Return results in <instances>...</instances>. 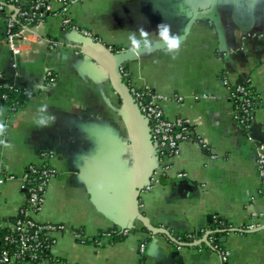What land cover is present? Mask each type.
Masks as SVG:
<instances>
[{
    "label": "crops",
    "instance_id": "crops-1",
    "mask_svg": "<svg viewBox=\"0 0 264 264\" xmlns=\"http://www.w3.org/2000/svg\"><path fill=\"white\" fill-rule=\"evenodd\" d=\"M212 0H81L69 7L72 21L90 29L94 37L64 25L50 15L44 27L31 29L25 50L15 55L5 40V18L0 12V77L31 81L32 92L14 114L0 145V172L15 177L1 189L0 216L11 221L26 203L23 176L30 164L48 162L57 173L50 180L45 201L33 216L39 222L64 224L65 231L50 233L54 240L48 255L34 264H222L220 254L200 244L177 247L165 233H151L137 219L124 237L103 244L79 239L75 230L91 238L100 231L124 229L113 223L91 199L82 174L88 160L106 143L124 144L123 159L148 170L151 143L140 128L133 143L128 109L102 66L92 69L80 56L81 45L111 51L130 47L129 32L143 27L155 31L169 23L180 34L195 9L208 8ZM223 34L211 20L197 21L173 60L162 50L141 54L123 64L129 82L164 96L171 117L190 121L209 144L183 141L180 152H167L160 161L170 165L161 183L141 194V211L154 228L176 233L207 229L217 217L239 230L230 231L223 245L230 251L228 264H264V182L257 171L259 144L234 117V101L224 79L250 78L258 96L254 125L264 137V0H218ZM139 39V36L136 37ZM88 39H91L90 41ZM42 40V41H40ZM111 47V48H110ZM82 52V51H81ZM55 81L48 85V71ZM28 79V80H27ZM122 80H126L122 75ZM177 97H182L179 100ZM49 106L56 117L45 128L35 125L37 108ZM142 157V158H141ZM147 157V158H146ZM141 158V159H140ZM141 171H139L141 173ZM183 173V176L179 174ZM187 180L189 184L178 180ZM255 213H262L255 217ZM263 229L249 231L251 223ZM145 243L144 255L140 245ZM178 249L179 257L171 252ZM143 257V258H142ZM181 260V261H180Z\"/></svg>",
    "mask_w": 264,
    "mask_h": 264
},
{
    "label": "built area",
    "instance_id": "built-area-1",
    "mask_svg": "<svg viewBox=\"0 0 264 264\" xmlns=\"http://www.w3.org/2000/svg\"><path fill=\"white\" fill-rule=\"evenodd\" d=\"M78 1L81 0H0V12H6L7 9L12 8L11 10L9 9L5 18V40L11 51L15 55H21L25 50L24 43L30 30L44 27L45 21L50 15L57 16L64 25L80 31L83 35L94 37L93 31L74 23L70 17L69 7ZM121 73L129 80L130 73L123 66L121 67ZM54 81L55 76L50 70L48 71V85H51ZM224 83L229 90L230 97L234 101L235 119L241 126L249 129L254 119L255 109L259 103L250 78L238 82H232L229 78H226ZM129 87L140 110L149 120L152 141L156 146L160 161L167 152L172 155L179 154L180 145L183 141L194 140L204 148L209 147L206 139L196 132V128L188 119L182 116L173 118L168 115L162 104L163 95L152 91L148 86L140 87L130 83ZM8 91H15L26 97L32 92L27 86H19L8 81H2L0 77V98L2 101L9 98ZM177 98L182 100V97ZM19 106L20 102L16 101L13 104L11 114L17 112L20 109H18ZM258 150L257 171L259 178L264 182V144L259 146ZM48 154L42 164H30L26 169V171L31 173L30 177L27 174L23 176V187L26 189L28 186V197L26 204L20 209L18 215L11 221H6L0 216V230H8L0 239V264L37 263L45 258L53 245L54 240L51 239L50 233L67 229L64 224L39 222L33 216L34 213L41 209L45 201L46 188L52 177L57 173L56 169L48 162L53 152L51 151ZM169 169L170 165L165 163L158 167L151 178L150 184L146 185L142 192L149 191L160 184L162 175ZM179 175L183 176V173ZM14 177V175L4 171L0 172V206L2 202V186L8 179ZM262 193L264 195V190H262ZM260 215L262 213L254 214L255 217ZM256 227H259V224L253 222L249 224L248 229H255ZM113 232L126 236L130 230L113 229L112 231H107L103 234L104 238L98 240L97 243L102 244L108 241ZM206 232L207 229L201 230L203 235ZM186 236L190 240L200 241V236L196 231H189ZM177 239L183 242L182 235H178ZM214 240L215 237L211 236L210 242L212 243ZM215 247L219 249L218 253L221 256L222 264L228 262L230 251L223 244H217ZM140 252H145V243H141Z\"/></svg>",
    "mask_w": 264,
    "mask_h": 264
},
{
    "label": "water",
    "instance_id": "water-1",
    "mask_svg": "<svg viewBox=\"0 0 264 264\" xmlns=\"http://www.w3.org/2000/svg\"><path fill=\"white\" fill-rule=\"evenodd\" d=\"M217 3L218 0H212V3L208 8L191 11L185 28L180 33V35L185 37L184 41L188 37L194 24L202 19L213 21L217 27L218 33L221 34L220 37H222L224 29L217 9ZM88 40L90 41L91 39ZM95 45V41L92 40L90 46H79L80 56H83L88 60V63L93 67L92 69H97L99 66H102L106 72L111 74L112 83L119 91L124 104L128 109L129 118L127 121L131 124V133L135 136L133 138V143L138 142L135 138L139 136L140 128L144 126L146 129L147 126L148 135L145 134L144 138L150 141L152 150L149 156V161L146 163L148 170L141 171V168H138L134 164L132 167V164L129 161L123 159V154L127 155L129 152L126 150L123 143L120 144L119 149L113 147L112 143H106L104 147L88 160L82 172L91 199L97 207L113 221V223L124 229H129L134 232L132 220L137 219L141 221L143 225L153 233V235L162 232L165 233L170 241L177 247L178 244L180 245L179 247L200 244L201 241H205V239L196 241L193 244L180 242L177 239L178 233L173 236L166 229L152 227L143 215L140 207L141 194L146 185L150 184L155 170L159 167L160 156L158 155L156 146L152 141L149 120L142 113L139 105L132 96L129 84L122 80L121 67L123 64L139 55L134 56L129 53V48L125 50L119 49L117 51H111L106 44H101L103 46L102 49L95 48ZM162 47L163 45H154L153 51L162 50ZM2 81H8L19 86L35 87L31 85L30 80L24 81L22 77L17 76L4 78ZM246 131L249 133L250 137L257 140L259 146L264 144V137L255 134L256 129L253 124L249 129H246ZM139 171H141V173ZM178 181L180 183L189 184L185 179ZM261 229H263V227H256L255 229H248L247 232L258 231ZM222 241H226V237H223ZM178 249L179 248L174 249L171 252V256L179 257L183 261Z\"/></svg>",
    "mask_w": 264,
    "mask_h": 264
},
{
    "label": "clouds",
    "instance_id": "clouds-1",
    "mask_svg": "<svg viewBox=\"0 0 264 264\" xmlns=\"http://www.w3.org/2000/svg\"><path fill=\"white\" fill-rule=\"evenodd\" d=\"M129 33V53L134 56L141 55L142 53L145 55L151 54L154 50V45H163L162 49L165 53L175 60L180 54L182 44L185 39L184 36L174 32L172 30V25L169 23H160L157 25L155 38H153V32H149L143 27L136 31H130ZM137 35L139 36V39L136 38ZM48 109L49 106L47 104H41L37 108L35 118L36 127H49L55 122L56 117L51 114ZM4 116L5 109L0 107V145L8 147L9 145L6 143L5 139H3L8 132V125Z\"/></svg>",
    "mask_w": 264,
    "mask_h": 264
},
{
    "label": "trees",
    "instance_id": "trees-1",
    "mask_svg": "<svg viewBox=\"0 0 264 264\" xmlns=\"http://www.w3.org/2000/svg\"><path fill=\"white\" fill-rule=\"evenodd\" d=\"M27 6H25V7H27ZM114 49L115 50H119L121 48L118 47V46H115ZM125 79H126L125 81L130 85L129 80L127 78H125ZM8 94H9V98L8 99H5L4 101H2V99L0 98V105H1V107H3L6 110L8 116H9L12 113V107H13V104L16 101H19L20 102V106L18 107V109L19 108H22L24 106V103H25V100H26L25 99L26 96H24L23 94H18L15 91H8ZM26 174L29 175V177H30V174L31 173L28 172V171H25V175ZM25 192H26V202H27L28 186L26 187ZM203 229H205V228H203ZM112 230L113 229H108V230L100 231L96 236L91 237V238L90 237L89 238L84 237L85 234L83 235V232H80V231H77V230H75L74 232H76L77 234H79V237H80L79 239H81V240L88 241V242H96L97 243L98 240H102V238H104V235L103 234L105 232L112 231ZM201 230L202 229L196 231V233L200 236V240H204L205 239V242L208 244L207 246L210 247L211 249H213V250H215V251L218 252L219 249L216 248L215 246L217 244H223L224 243L222 241L223 237H225L230 231H232V230H239V229L235 228L225 218H223V217H217L216 219H214L208 225L207 232H206L205 235L201 234ZM7 232H8L7 229H1L0 230V239ZM186 234H187V232L178 233V235H182V237H183V243H192L193 244L194 242H196L195 239L190 240L186 236ZM124 236L125 235H122L121 233L120 234H116L115 232H113V234L111 235V237H110V239L108 241H112L113 239L115 240L117 238L124 237ZM211 236L215 237V240L212 243L210 242V237ZM47 255H48V253L46 254V256ZM141 255H144V253H141ZM223 264H228V262H224Z\"/></svg>",
    "mask_w": 264,
    "mask_h": 264
}]
</instances>
